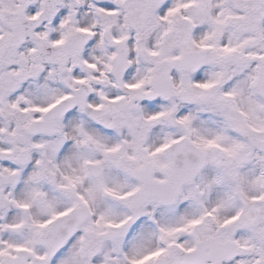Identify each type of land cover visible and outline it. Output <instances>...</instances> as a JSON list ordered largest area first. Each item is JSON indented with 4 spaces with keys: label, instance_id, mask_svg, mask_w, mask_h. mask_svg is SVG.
<instances>
[{
    "label": "snow or ice",
    "instance_id": "obj_1",
    "mask_svg": "<svg viewBox=\"0 0 264 264\" xmlns=\"http://www.w3.org/2000/svg\"><path fill=\"white\" fill-rule=\"evenodd\" d=\"M0 264H264V0H0Z\"/></svg>",
    "mask_w": 264,
    "mask_h": 264
}]
</instances>
